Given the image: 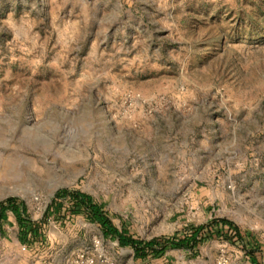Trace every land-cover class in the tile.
<instances>
[{"label": "rangeland", "instance_id": "1", "mask_svg": "<svg viewBox=\"0 0 264 264\" xmlns=\"http://www.w3.org/2000/svg\"><path fill=\"white\" fill-rule=\"evenodd\" d=\"M61 188L142 240L225 218L264 264V0H0V201L38 222ZM2 232L0 264L247 261L217 240L133 260L80 215Z\"/></svg>", "mask_w": 264, "mask_h": 264}, {"label": "trees", "instance_id": "2", "mask_svg": "<svg viewBox=\"0 0 264 264\" xmlns=\"http://www.w3.org/2000/svg\"><path fill=\"white\" fill-rule=\"evenodd\" d=\"M75 215H80L85 222L96 225L102 239L115 241L121 248H129L133 260L159 259L164 257L168 250H185L191 253L208 241L217 240L240 249L250 264H259L257 255L260 246L256 239L225 218H213L203 224L186 225L181 231L171 235L142 240L131 235L125 225L117 229L103 206L90 195L65 188L53 193L38 222H33L28 217L21 200L15 197L1 200L0 235H3V224L6 223L8 216H11L20 241L33 244L41 239V224L47 218L52 217L62 223Z\"/></svg>", "mask_w": 264, "mask_h": 264}, {"label": "built area", "instance_id": "3", "mask_svg": "<svg viewBox=\"0 0 264 264\" xmlns=\"http://www.w3.org/2000/svg\"><path fill=\"white\" fill-rule=\"evenodd\" d=\"M94 245H95V246L98 245V242L96 241V242L94 243ZM85 264H92V261H91V260L86 261Z\"/></svg>", "mask_w": 264, "mask_h": 264}, {"label": "crops", "instance_id": "4", "mask_svg": "<svg viewBox=\"0 0 264 264\" xmlns=\"http://www.w3.org/2000/svg\"><path fill=\"white\" fill-rule=\"evenodd\" d=\"M230 264H232V263H230ZM237 264H250V263L248 261H246V262L237 263ZM259 264H261V262H259Z\"/></svg>", "mask_w": 264, "mask_h": 264}]
</instances>
